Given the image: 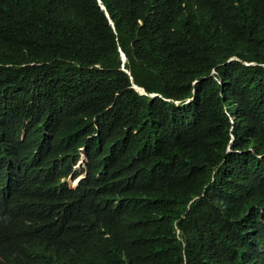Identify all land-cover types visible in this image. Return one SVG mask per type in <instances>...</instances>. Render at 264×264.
Instances as JSON below:
<instances>
[{"label": "trees", "instance_id": "trees-1", "mask_svg": "<svg viewBox=\"0 0 264 264\" xmlns=\"http://www.w3.org/2000/svg\"><path fill=\"white\" fill-rule=\"evenodd\" d=\"M0 264H264V0H0Z\"/></svg>", "mask_w": 264, "mask_h": 264}, {"label": "water", "instance_id": "water-1", "mask_svg": "<svg viewBox=\"0 0 264 264\" xmlns=\"http://www.w3.org/2000/svg\"><path fill=\"white\" fill-rule=\"evenodd\" d=\"M121 60H122V63H124V61H125V57H124V55L121 53ZM133 89L139 94V95H143V94H145V92L143 91V90H141V89H139V88H137V87H135V86H133ZM150 97H153L152 95H149Z\"/></svg>", "mask_w": 264, "mask_h": 264}, {"label": "clouds", "instance_id": "clouds-1", "mask_svg": "<svg viewBox=\"0 0 264 264\" xmlns=\"http://www.w3.org/2000/svg\"><path fill=\"white\" fill-rule=\"evenodd\" d=\"M104 9V8H103ZM77 183V181H75L74 183H73V185H75Z\"/></svg>", "mask_w": 264, "mask_h": 264}, {"label": "rangeland", "instance_id": "rangeland-1", "mask_svg": "<svg viewBox=\"0 0 264 264\" xmlns=\"http://www.w3.org/2000/svg\"><path fill=\"white\" fill-rule=\"evenodd\" d=\"M102 9H103V7H102Z\"/></svg>", "mask_w": 264, "mask_h": 264}]
</instances>
